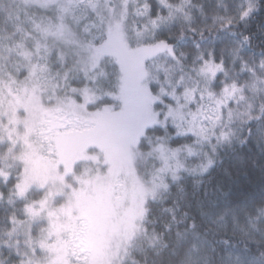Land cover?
Instances as JSON below:
<instances>
[{
  "label": "rangeland",
  "instance_id": "rangeland-1",
  "mask_svg": "<svg viewBox=\"0 0 264 264\" xmlns=\"http://www.w3.org/2000/svg\"><path fill=\"white\" fill-rule=\"evenodd\" d=\"M156 1L167 15L150 18L149 0L17 1L35 25L0 41V177L17 163L14 197L29 199L10 264H121L149 195L206 172L234 119L252 115L240 87H212L222 63L205 60L195 78L161 54L154 31L188 17L191 0Z\"/></svg>",
  "mask_w": 264,
  "mask_h": 264
},
{
  "label": "trees",
  "instance_id": "trees-1",
  "mask_svg": "<svg viewBox=\"0 0 264 264\" xmlns=\"http://www.w3.org/2000/svg\"><path fill=\"white\" fill-rule=\"evenodd\" d=\"M17 1L0 0L4 44L13 32L21 43L22 33L30 36L35 25L18 17ZM149 4L150 18L167 15L156 0ZM188 8V17L169 19L154 31L152 37L167 45L161 54L195 78L205 60L222 63L212 87H240L244 97L237 105H252V115L234 119L229 126L234 133L217 145L206 172H187L158 195H149L139 234L121 264H264V0H191ZM56 53L51 50L50 61L64 67ZM72 83L85 81L78 76ZM178 141L190 140L174 137L171 142ZM6 149L0 144V153ZM3 162L0 157V169ZM17 167L11 165L8 178L0 177V264L19 258L5 247L13 218H25L29 200L14 197Z\"/></svg>",
  "mask_w": 264,
  "mask_h": 264
}]
</instances>
